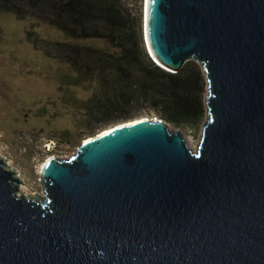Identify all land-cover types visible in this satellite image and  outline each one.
<instances>
[{
    "label": "water",
    "instance_id": "obj_1",
    "mask_svg": "<svg viewBox=\"0 0 264 264\" xmlns=\"http://www.w3.org/2000/svg\"><path fill=\"white\" fill-rule=\"evenodd\" d=\"M144 26L158 64L203 68L197 149L125 120L49 157L44 196L0 156V264H264V0H144Z\"/></svg>",
    "mask_w": 264,
    "mask_h": 264
},
{
    "label": "rangeland",
    "instance_id": "obj_2",
    "mask_svg": "<svg viewBox=\"0 0 264 264\" xmlns=\"http://www.w3.org/2000/svg\"><path fill=\"white\" fill-rule=\"evenodd\" d=\"M120 5L122 17L138 24L140 0H121ZM142 32L148 49L144 21ZM57 41L98 46L107 43L93 37L74 39L45 18L0 7V156L7 166L20 173L18 177L24 183V189L18 190L26 196H44L45 187L40 179L43 162L50 155L69 158L86 138L122 122H112L95 132H88L99 120L95 119L92 124L86 122V107L80 101L92 94L93 83L74 79L68 63L51 49ZM203 77L205 115L202 118L167 120L149 106L134 108L135 111H149L135 118H161L171 130H181L189 146L197 149L207 118L208 81L204 71ZM51 138L58 145L52 152H47L44 143Z\"/></svg>",
    "mask_w": 264,
    "mask_h": 264
},
{
    "label": "trees",
    "instance_id": "obj_3",
    "mask_svg": "<svg viewBox=\"0 0 264 264\" xmlns=\"http://www.w3.org/2000/svg\"><path fill=\"white\" fill-rule=\"evenodd\" d=\"M143 1L137 26L122 17L121 0H0V7L45 18L74 39L107 42L98 46L57 41L51 47L68 63L76 81L93 83L92 94L80 101L86 107V122L99 120L88 132L149 112L135 111L139 106H149L167 120L202 118V66L190 59L173 72L151 57L142 32Z\"/></svg>",
    "mask_w": 264,
    "mask_h": 264
},
{
    "label": "bare ground",
    "instance_id": "obj_4",
    "mask_svg": "<svg viewBox=\"0 0 264 264\" xmlns=\"http://www.w3.org/2000/svg\"><path fill=\"white\" fill-rule=\"evenodd\" d=\"M143 17H144V8H143ZM144 21V20H143ZM145 36H146V31H145ZM148 50V49H147ZM149 52V51H148ZM156 118V117H155ZM139 119H148V117H146V116H143L142 118H138V119H135L136 121H139ZM130 123H133V120H131V121H128V122H122V123H119L116 127H121V126H124V125H128V124H130ZM113 126H111V128H112ZM105 131H109V130H105ZM50 158L51 157H54V155H50L49 156ZM44 164H45V162H43ZM43 164V165H44ZM20 175V173H16V176H19ZM24 189V183H20L19 184V190H23Z\"/></svg>",
    "mask_w": 264,
    "mask_h": 264
},
{
    "label": "built area",
    "instance_id": "obj_5",
    "mask_svg": "<svg viewBox=\"0 0 264 264\" xmlns=\"http://www.w3.org/2000/svg\"><path fill=\"white\" fill-rule=\"evenodd\" d=\"M57 145V141L51 138L44 143V148L47 152H52L57 147Z\"/></svg>",
    "mask_w": 264,
    "mask_h": 264
},
{
    "label": "clouds",
    "instance_id": "obj_6",
    "mask_svg": "<svg viewBox=\"0 0 264 264\" xmlns=\"http://www.w3.org/2000/svg\"><path fill=\"white\" fill-rule=\"evenodd\" d=\"M148 48V47H147ZM149 51V50H148ZM150 53V52H149ZM152 57V56H151ZM153 58V57H152ZM154 59V58H153Z\"/></svg>",
    "mask_w": 264,
    "mask_h": 264
}]
</instances>
